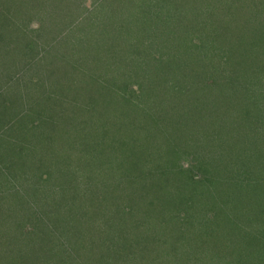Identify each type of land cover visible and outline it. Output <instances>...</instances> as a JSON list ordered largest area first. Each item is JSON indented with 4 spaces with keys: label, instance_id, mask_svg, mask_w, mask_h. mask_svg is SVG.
<instances>
[{
    "label": "rangeland",
    "instance_id": "rangeland-1",
    "mask_svg": "<svg viewBox=\"0 0 264 264\" xmlns=\"http://www.w3.org/2000/svg\"><path fill=\"white\" fill-rule=\"evenodd\" d=\"M95 1L0 0V22L4 20L0 25V47L7 41L2 42L3 39L10 37L13 40L8 46L4 45L10 59L0 54V177L9 173L6 163L7 167L15 168L18 176L15 182H20L17 185L20 193L12 188L13 181L7 185L8 189L12 188L9 194L1 190L2 196H12L16 190L13 200L7 198L4 202L2 199L0 205L1 210L15 216L10 221L12 224H6V231L12 235L13 230L21 229L23 234L30 235L32 251L45 255L47 264H94L95 254L99 253V256H109L113 263L108 264H125L126 249L138 252L140 257L136 254L138 261L130 264H159V244L156 247L155 242L171 239L169 229H166L169 226L159 230L157 217L162 209L157 197L159 193L149 195L151 191L146 185L141 191L143 185L139 186L140 183L137 186L136 183L125 184L134 163L133 170L138 169L142 175L153 164L164 165V168L174 164L175 156L171 152L165 155L149 153L148 157H142V153L132 160L133 153L124 148L148 142L149 146H163L157 148L163 150L172 143L166 135L172 140L179 136L181 139L174 141L180 152L181 168L192 169L195 173L194 152L218 172L217 176L214 172V177L209 176L218 178L212 189L221 211L217 204L210 205L207 200L210 197L206 196L204 204L189 210L187 223L193 225L204 217L209 218L211 225L206 231L215 235V240L212 244L213 238L209 239V247L205 249L221 255L230 261L229 264H242V253L244 259L248 258L244 264H264V189L259 192L255 188L259 186L257 183L264 186V0H169L165 5L171 13L164 12L163 8L156 16L160 20L158 29L162 36L154 40L158 41V37L161 42L171 40L168 49L176 56L175 62L169 58L164 69L150 68L147 76L143 74L144 69L140 72V67L144 68L152 58L142 56L141 62L134 43L125 39L126 34L120 35L117 52L121 53V62L133 59L139 74L151 80L141 85L144 90L139 101L148 102L143 107L121 103L107 92L105 84L94 76L104 78L108 75V67L100 71L101 65L94 63L87 54L81 57L85 64L82 68L70 64L65 53L57 52L70 53L60 38L47 48L49 52L41 48L46 34L40 32L39 8L46 5L56 17H61L59 23L63 25L58 26L59 30L69 24V35L71 30L80 35L82 8L85 6L98 15L94 9ZM111 1L121 2L119 13L135 17V23L146 18L137 14V5L131 4L130 0L105 2ZM51 5L54 10H50ZM100 15L104 16L103 13ZM92 16L95 28H100V19ZM113 16L117 15L113 12L110 18ZM105 27L112 29L110 24L105 23ZM142 27L146 28L140 26L139 29ZM30 39L36 40L33 44L36 48L27 55L23 52H27L26 43ZM75 44V48L80 47ZM81 44L84 55L89 52V45L87 42ZM90 47L88 54L92 56L98 47ZM161 51L168 50L161 48ZM29 58L39 63L40 74L51 73L50 82L42 87L45 91H36L21 83L19 93L14 87ZM70 58L76 60L77 57L72 55ZM116 70L118 73L111 69L110 74L114 73L121 86V67L116 66ZM168 83L174 84V89L168 88ZM173 90L182 91L173 98L174 94L168 93ZM11 96H18L19 102H10ZM28 107L40 112L42 122L51 120L50 125L39 123L26 128L28 134L20 132L19 129L25 128L19 125L22 121L18 114L21 111L28 113ZM185 110L192 115H185ZM114 135L124 136L123 142H116L119 143L116 150L125 153L116 160L106 161L105 143L112 145L113 138H110ZM26 170L31 176L25 173ZM198 173L197 179L200 178ZM81 174L88 181L85 189L74 178ZM175 177V183L185 179L184 176ZM232 178L235 182L245 178L247 184L242 193L232 192L228 180ZM173 185L165 176L158 186L174 189ZM122 186L126 187L124 192L120 189ZM224 191H229V198H225ZM145 194L149 197H144ZM21 195H24L23 200L18 198ZM14 201L22 207L15 209ZM223 205L229 207L224 214ZM147 233L153 236L147 238ZM6 234L5 231L1 233L3 238ZM247 246L251 253H246ZM1 250L2 254L5 249ZM163 256L170 259L172 254ZM205 260L206 257L201 262ZM44 263L40 258L35 264Z\"/></svg>",
    "mask_w": 264,
    "mask_h": 264
},
{
    "label": "trees",
    "instance_id": "trees-1",
    "mask_svg": "<svg viewBox=\"0 0 264 264\" xmlns=\"http://www.w3.org/2000/svg\"><path fill=\"white\" fill-rule=\"evenodd\" d=\"M106 0H97L95 1V5H94V9L97 11L96 13L98 15L93 14V12L88 11L87 8H82L84 9V14H80L79 17H81L82 19V23L79 24L80 25V30H82L81 34L79 32L80 35H77L73 32V30H71L70 35H69V24H67L64 29L59 30L60 28L58 26L63 25V23H59L61 19H59V17H56L54 15V12L51 13V11H49V8L46 7V5H44V8H39V16H37L39 18V23L41 26V31L40 32H44V34H46V36L43 37V40L45 42V44H41V48L43 50H46V52H49L50 50L47 49L48 47H50L51 45H53L56 41L57 38L61 39V43L64 44V47L66 48V50H70L69 55H67V52H63V51H57L61 54L64 55L65 53V57L68 56L69 57V62L70 64H75V65H79L80 68H82L85 64H83L81 57H84L86 54L88 57H90L94 63H96L98 66L101 65V68H99L98 66H96V68H99L100 71L101 69L104 70L105 67H108L107 72L108 75L106 74L105 77L103 78V76H100L97 78V76H94L95 79H98L100 81H102L105 86H106V91L109 93H112L114 96H116L118 101H121V103L124 104H130L132 106H136V107H143L146 103V105H148L147 101H139V98H142L141 94H143V90L141 88V85L147 81H151L149 78H146L147 76V71L150 68H154L157 70H161L164 69L165 67V63H167L169 60V58H172L171 62H175V58L176 56H173L172 52L168 49V44L172 43L171 40H166L164 39V42H161V38L158 37V41L154 40L157 36H162V34L160 35V30L158 29L160 27L159 23L160 20L157 19V14L162 13V10L164 8V12H168L171 13V9L165 5V3L169 4V0H165V2H163L162 0H130L131 4H135L137 5V14L141 13L143 14L146 18L142 21H137L135 23V17H130V16H122L119 12L122 10V4L121 2H117L114 3L113 1L111 2H105ZM149 1H152V3L149 4ZM179 3V2H178ZM77 4V2H76ZM53 6L55 4H52ZM50 7V10H54L55 7ZM78 6V5H77ZM79 7V6H78ZM48 10H47V9ZM60 11V10H59ZM82 11V12H83ZM146 11V13H145ZM115 13L117 16H113L112 18H110L112 13ZM158 12V13H157ZM87 13L88 16H85V14ZM104 14V16L102 17L100 14ZM32 16H34L33 14H31ZM92 15H94V17L99 18L100 21H98L99 25H102L100 28L96 29L95 28V22L92 21ZM100 15V16H99ZM107 17V18H106ZM59 20V21H58ZM153 21H155V23H152ZM158 21V22H157ZM4 22V20H2V22H0V25H2V23ZM140 22V25H139ZM16 23V21H15ZM105 23L106 24H110V28L112 29H106L105 27ZM12 25H15L14 23H11ZM158 24V26H157ZM45 25L47 27V29L45 30ZM140 26H146V28L142 27V30L139 29ZM76 31L79 29H75ZM43 34V33H42ZM43 34V35H44ZM126 34V38H128V40L131 41V43H134V47L137 50V55L139 57V60H141L142 62V56H148L149 58H152V60H150L149 62H147V64L144 66V68L140 67V72L142 71V69H144L143 74H146V76L139 74L138 72V65L137 62L134 61L133 59L131 60L130 58H128L127 61H125L124 63L121 62V53L117 52V46H118V40L120 39V35L123 37ZM171 34V33H170ZM172 35V34H171ZM73 38V39H72ZM69 39H71L69 41ZM81 39V40H80ZM86 41H83L85 40ZM1 40V37H0ZM7 40V41H6ZM32 40V41H31ZM80 40V41H78ZM104 40V42H103ZM3 41H6L1 47H0V54L4 55L5 57H7V59L9 58V52L7 50L4 49V45L6 44V46H8V44L13 43V40L10 39V37L3 39ZM82 42H87L89 47L88 50L90 52L91 47L90 46H97L98 48L96 49V53L92 56H90L88 53L89 52H85L84 55L82 53ZM36 43V40L34 39H30V42L26 43L28 46L27 48V52H23L25 54H29V51H33V49H35L36 47H33V44ZM69 44L68 47H66L65 45ZM74 43H78L80 47L75 48L76 44L73 45ZM118 43V44H117ZM125 43L127 44L126 40ZM60 44V43H59ZM108 45V46H106ZM82 46V47H81ZM144 47L143 50L141 49V47ZM161 48H165L168 51H161ZM84 49V48H83ZM68 50V51H69ZM85 50V49H84ZM72 51V52H71ZM75 52V53H73ZM39 53V52H38ZM37 53H35L34 55H36ZM74 55L76 58V60L71 59L70 57ZM67 57V58H68ZM1 58H3V56H1ZM66 58V59H67ZM83 59V58H82ZM41 60V59H39ZM31 62V63H30ZM26 63L28 65H23L21 64V71H20V79L19 81L14 85V87L16 88V90L20 93V84L24 83L26 84L30 89L31 87H33V89H35L36 91L41 90V91H45L42 87H46L47 86V82L50 80V75L51 73H45V75L40 74L41 73V68L39 66V63H37V61L35 59H27ZM30 63V65H29ZM32 64V65H31ZM139 65H141V63H139ZM116 66H120L121 70L119 71L120 75H121V79H122V84L121 86L117 84V80L114 76V73L110 74V70L112 69L114 72H117L116 70ZM142 66V65H141ZM96 72V70H95ZM138 72V73H137ZM118 73V72H117ZM97 75V74H96ZM50 82V81H49ZM57 82V81H56ZM168 86V88H170L171 90L174 89L173 86L174 84H166ZM138 87V88H137ZM168 90V89H167ZM182 91V90H181ZM181 91H168V93H173L174 97L179 96ZM42 92H39V94H41ZM167 93V94H168ZM44 94V93H43ZM23 96H21V101ZM149 101L151 100L150 98H148ZM14 103L19 102V97L18 96H11V101ZM30 109H28V113L26 112H20L18 114V116L20 117L19 119L22 121H20L21 123H19V125H21L23 128H25V130L23 129H19L20 132L23 131V133L28 134V131L26 130V128L28 127H32V126H37L39 123L42 125V123H46L47 125H50V121L49 119L46 120V122H42V115L40 114V112L35 111L33 107H28ZM189 111V110H188ZM24 113V114H21ZM147 112L146 115H149ZM156 113L157 115H159L157 112H153ZM185 115L187 116H191V113L186 112V110L184 111ZM17 116V117H18ZM144 120V119H143ZM146 123V122H145ZM149 124V123H147ZM159 132V131H158ZM31 133V132H30ZM29 133V134H30ZM182 135V134H181ZM184 137V136H182ZM113 138V140H112ZM166 138L170 141H172L170 147L168 146V144L166 145V147H164L165 149H157V148H163V146L160 145H150L149 143H140L137 146H132L128 149L127 147L124 148L125 151H129L132 152L133 154V158L132 160H135V155H140L142 153L143 156L142 157H148L149 153H153L154 155H162V154H167L172 152L173 156H175L173 163L174 164H168L167 167L164 168V165L161 166L160 164L156 163L153 164L152 166L149 167V170L145 171L142 175H140L141 173H139V170L137 169L136 171L133 170V167L136 163H134V165L132 166L131 170L132 173L130 174V176L127 178L129 180H127L125 185H128L129 183H136V186L139 184V186L143 185L141 191H144V186H147V189H149V191H151V194L153 193H159L157 195L158 201H159V205L162 206V209L160 211L158 218L159 222V230L161 231L162 229H165V226H169V228L166 227V229L168 231V237L171 238L169 239L170 241L167 242V240L164 242L162 240L155 242L156 247L158 246L159 250L157 251V258H160L159 260V264H203V262H205L204 264H229L230 261L226 260L224 257L222 258L221 255H218L215 253L211 254V252H209L208 250L205 249V247H209V239L215 237V235L213 234H209V231H206L207 228L209 227L208 225H211V220L207 217L202 218L201 222H198L196 224L193 225H189V223H187V219L190 216L189 210L194 209V207L199 206V204H204L206 202L205 199L206 196H209L210 199V205L213 204V206H215V203L217 201V195H215V193L213 192L212 187L214 185H216V181H218V178H210L209 175H212V177H214V175L212 174V172H214L216 174V176L218 175L217 169L213 167H211V165L209 166L207 161H204L202 159H199V157L196 155V153L193 152V159L195 162H193V168L195 170V173L192 169H188V168H181L180 167V163H179V150L177 149V146L175 144L176 139H181V137L177 136L176 138H174L173 140L170 139L167 135ZM49 139V137H48ZM124 136L120 135L119 137H117L116 135L112 136L110 138V140H112V145L109 146L108 143L106 144V161H113L118 159L120 156L122 157L123 154L125 153V151L123 153H119L116 150V146L119 143L116 142H123ZM191 139V138H190ZM12 143H14L13 141H11ZM50 142V140H49ZM111 143V142H110ZM14 145L16 147H18V143H14ZM134 147H137V150L135 149L134 151ZM156 150H158L157 152H155ZM102 150H100L101 152ZM169 155V154H168ZM2 159V158H0ZM127 163H129L127 160H125ZM133 162V161H132ZM0 163H2L0 161ZM112 163V162H111ZM123 164V163H121ZM5 168L8 169V174H6V176H2L0 177V205L2 204V202L6 201L7 198L9 199H14L13 195H15L16 190L20 193L19 189L17 188V185H19L20 182L16 183V177H18L16 175V170L15 168H11L10 166H6V163H4ZM126 166V164H123V166ZM130 165V164H129ZM166 165V164H165ZM258 166V165H257ZM212 168V169H211ZM153 171V173H152ZM20 172V171H19ZM199 172V173H198ZM21 173V172H20ZM26 174H28L29 176H31L27 170L25 172ZM199 174L198 177L200 178H196L195 175ZM22 174V173H21ZM146 174H150L149 177H145ZM176 175L178 176H184L185 179H182L181 181H177L178 183H175L174 180H176ZM27 176V175H26ZM48 176V174H46V177ZM167 176V180H172V182L174 183L173 187L174 189H167V188H160L158 185L163 183L164 177ZM215 176V177H216ZM41 179H44V181L46 180V177L44 176H39ZM79 177H82L83 179H79ZM152 177V178H151ZM171 177V178H170ZM175 177V178H174ZM78 183L79 186H81L83 189H85L86 187H84V185L87 183L88 181L86 180V177L81 174L80 176H75L74 177ZM239 178V177H238ZM109 181H111V183H113L114 181L109 177L108 178ZM140 180V181H138ZM230 180V185H232L233 187V193H237L238 191L240 193L243 192L242 189H244V186H246L247 182L244 178L243 179H238L237 182L233 181L235 179H228ZM264 180V178H263ZM14 182V184H11V182ZM16 183V184H15ZM251 183V182H250ZM11 184L12 188H15L16 190L14 192H12V196H2L1 195V190L6 192V194H9L12 190L8 189L7 185ZM259 186L255 188H257V190H259V192L264 189V186L262 183H257ZM124 185V186H125ZM150 185V187H148ZM115 188L117 187L116 185H113ZM122 186L120 189L121 191L124 192V190L126 189V187ZM120 187V186H118ZM263 187V188H262ZM238 192V194H240ZM258 192V193H259ZM26 195V194H24ZM18 197L20 200H23L22 196ZM224 195L225 198H229L230 197V193L229 191L226 192L224 191ZM144 197H149L143 195ZM235 198V197H234ZM3 199V201H2ZM25 199V198H24ZM203 199V200H202ZM221 201V200H220ZM222 202V201H221ZM224 202V201H223ZM13 203V207L16 208H21V203H19L18 201H14ZM26 203V200H25ZM227 204H230V202ZM170 207V208H169ZM217 207L220 209L219 211H221V206L217 204ZM235 207V206H234ZM169 208V213H167ZM229 207H227V205H223V209H222V213L224 214L225 211L228 209ZM43 211V210H42ZM145 212V211H144ZM148 213V212H145ZM220 213V212H219ZM167 216V217H166ZM15 217V216H14ZM14 217L11 215V213L9 211L5 210H1V206H0V238L2 240V242H0V252L2 251L1 249L4 248L5 250L3 251V253H0V264H35L37 262V260H39L40 258H42L45 263L47 264V258L45 259V255H40V252L38 254H35V251H32V248L30 246H32L33 240L31 239L30 235H25L23 234V231L21 229H16L13 230L12 232V236L8 231H6V224H12V221L14 219ZM17 218L20 217L16 216ZM207 220V222H203V220ZM18 225V224H16ZM3 226V227H2ZM196 227V228H195ZM192 228H194L193 230H195L194 232H192ZM8 229V228H7ZM23 229V228H22ZM209 229V228H208ZM7 233L6 237L3 238V235H1L2 232ZM211 231V230H210ZM29 233V232H26ZM112 234H114V232H112ZM25 235V236H24ZM205 235H207L205 237ZM24 236V237H23ZM150 236H153V234L151 233H147V238H149ZM197 237V238H196ZM213 240H215V238L211 239V243L213 242ZM214 244V243H212ZM166 247V248H165ZM247 246L246 248V253H251L250 250L248 249ZM205 249V250H203ZM12 251V253H7L6 251ZM128 249H125L123 251H125V255L123 260L125 264H130V263H135L138 261L136 254L138 255V252L136 251H127ZM121 251V250H120ZM43 252V251H41ZM46 250L43 252L45 253ZM165 252V253H164ZM42 253V254H43ZM102 253V252H101ZM120 253V252H119ZM246 253L244 255H246ZM163 254H172V257L169 259L167 258V256H163ZM203 254V255H201ZM96 258L94 259V264H108V263H113V261L109 258V256L106 258L104 257L102 254L101 256L100 253L99 254H95ZM121 255H119L120 257ZM129 258H126L128 257ZM171 256V255H170ZM168 256V257H170ZM220 256V257H218ZM139 257V255H138ZM206 260L201 262L202 258H205ZM91 258H94L91 256ZM140 259V257H139ZM243 262L242 264H244L247 259L243 258V253H242V258ZM200 260V262H199ZM109 261V262H107ZM107 262V263H106ZM199 262V263H197ZM117 262H114V264H116ZM120 264V263H119ZM241 264V263H239Z\"/></svg>",
    "mask_w": 264,
    "mask_h": 264
}]
</instances>
